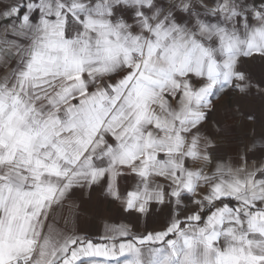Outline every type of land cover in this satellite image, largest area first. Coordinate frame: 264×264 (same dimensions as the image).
Wrapping results in <instances>:
<instances>
[{
    "label": "snow or ice",
    "instance_id": "obj_1",
    "mask_svg": "<svg viewBox=\"0 0 264 264\" xmlns=\"http://www.w3.org/2000/svg\"><path fill=\"white\" fill-rule=\"evenodd\" d=\"M0 264H264V0H0Z\"/></svg>",
    "mask_w": 264,
    "mask_h": 264
},
{
    "label": "crops",
    "instance_id": "obj_2",
    "mask_svg": "<svg viewBox=\"0 0 264 264\" xmlns=\"http://www.w3.org/2000/svg\"><path fill=\"white\" fill-rule=\"evenodd\" d=\"M93 230H95V228Z\"/></svg>",
    "mask_w": 264,
    "mask_h": 264
}]
</instances>
